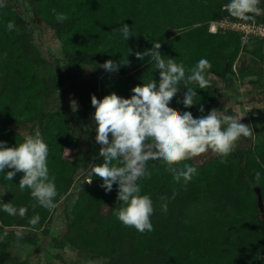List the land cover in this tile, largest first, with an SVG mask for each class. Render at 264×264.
I'll list each match as a JSON object with an SVG mask.
<instances>
[{
    "label": "trees",
    "instance_id": "obj_1",
    "mask_svg": "<svg viewBox=\"0 0 264 264\" xmlns=\"http://www.w3.org/2000/svg\"><path fill=\"white\" fill-rule=\"evenodd\" d=\"M227 3L229 0H204L202 4L196 0H34L30 12L50 29L63 58L59 74L42 77L37 66L46 60L33 30L16 7L7 3L0 8V141L14 147L27 136H42L49 148V176L55 177L58 207L75 180L85 174L81 179L87 182L90 165L103 163V158L95 130L86 129L82 135L77 123H68L67 113L56 102L72 96L85 115L95 110L92 95L98 100L112 93L130 98L135 86L152 79L158 83L159 71L154 70L150 57L141 61L128 56V49L142 53L154 42L161 43L162 56L183 63L187 70L200 59L211 63L206 72L209 86L190 85L197 93V104L185 109L178 102L186 91L181 87L170 107L198 117L202 105L207 114L216 109L222 90L230 88L225 87L228 80L231 84L244 78L251 79L252 100L262 101L264 106V39L242 41L236 32L209 31L212 21L238 20L228 13ZM52 9L65 14L67 20L58 22ZM10 21L19 32L8 30ZM247 22L264 24V14ZM123 24L133 34L127 41L118 31ZM121 58H128L131 64L117 73L99 67ZM255 136L252 145L236 148L226 164L211 151L186 161L198 173L187 185L174 181L163 162L150 160L146 167L151 177L137 181L141 195H149L154 207V230L143 234L125 227L114 215L120 207L117 185L106 193L103 181L93 176L92 183L77 192L63 232L52 240L53 247H69L85 257L103 259L104 264H264L262 114L256 119ZM7 171L0 173V204L12 203L28 211L24 217L9 216L0 207V264H24L8 248L35 244L29 233L47 236L57 207L51 212L39 206L33 209L30 190L19 188L23 173L7 181ZM255 187L261 194L262 211ZM164 203L167 212L162 210ZM37 213L41 219L33 228L29 220Z\"/></svg>",
    "mask_w": 264,
    "mask_h": 264
},
{
    "label": "clouds",
    "instance_id": "obj_2",
    "mask_svg": "<svg viewBox=\"0 0 264 264\" xmlns=\"http://www.w3.org/2000/svg\"><path fill=\"white\" fill-rule=\"evenodd\" d=\"M6 4L7 0H0V8ZM259 4L260 0H229L225 7L232 17L249 21L264 14ZM52 13L58 22L67 20L65 14L55 9H52ZM7 28L19 32L15 22L10 21ZM118 31L125 41L133 36L127 24H123ZM160 49L159 42H154L151 49L142 53L128 49V56L135 55L141 61L150 57L155 62L154 70L159 71L158 83L152 79L146 84L135 86L130 98L115 93L99 100L95 95L91 96V105L95 109L92 116L95 141L100 145L99 156L103 158V163L90 165L87 183H92L93 176L101 179V187L106 193L113 190L114 184L117 185L116 199L120 207L114 215L122 225L134 228L141 234L154 230L151 223L153 201L149 195H141L137 183L141 178L151 177L146 167L150 160L163 162L174 181L179 183L182 180L187 185L198 173L197 168L186 161L211 151L221 157L222 164H226L241 138L255 135L251 125L241 123L242 118L227 115L215 108L204 114L201 105V115L194 117L189 111L170 107L181 92V87L186 91L178 102L185 109L197 104V93L190 85H198L200 89L209 86L206 72L211 68V63L207 59H200L193 68L187 70L183 63L162 56ZM130 64L128 58H121L119 62L107 60L99 67L105 72L117 73L121 67H129ZM48 156V145L39 133L27 136L14 147L0 141V173L10 170L4 179L11 181L17 173H23L19 188L21 191L26 188L30 190L35 201L33 209L39 206L51 212L57 207L55 200L58 191L55 177L49 176ZM255 179L260 180L259 172H256ZM0 207L9 216L18 214L24 217L28 211L27 207L17 209L12 203H2ZM161 207L167 212V203ZM40 219L37 213L29 220V224L35 228Z\"/></svg>",
    "mask_w": 264,
    "mask_h": 264
},
{
    "label": "rangeland",
    "instance_id": "obj_3",
    "mask_svg": "<svg viewBox=\"0 0 264 264\" xmlns=\"http://www.w3.org/2000/svg\"><path fill=\"white\" fill-rule=\"evenodd\" d=\"M32 1L34 0H7V3L14 5L22 18L32 28L37 47L44 55L46 64L37 66L38 75L42 77L59 74L61 72L60 67L63 63V58L57 41L53 38L50 29L42 22H39L30 12L29 5ZM262 67L264 69V64ZM88 71L89 68L86 67V72ZM250 80V78H244L242 81H237L235 83L231 82V84L228 80L225 87L228 88L230 86V88L226 91L222 90L220 94L221 99L219 100L216 109L224 111L227 115L235 116L238 119L242 118L241 123L251 125L255 133L256 119L260 114L264 115V106L262 105V101L254 102L252 100L253 90ZM56 103L67 113L68 123L71 126L72 124L77 123L79 132L82 133V135L85 134L86 129L95 130V124L92 119L95 110H89L83 115L80 106L72 96L61 97ZM228 110L229 112H227ZM255 137V135L249 138L242 137L236 148L244 147L249 144L252 145ZM65 154L71 156V151H66ZM82 176L75 180L69 194L60 200L59 206L54 211L50 220V228L48 229L47 236H43L44 234L39 233L41 235V237H39L38 234L33 235V233H29V236L33 237L36 243H19L13 245L7 250L11 256L16 257L24 264L105 263V260L103 259H91L85 257L69 247L56 249L52 245L53 238L59 236L64 230L65 220L71 214V209L76 199L77 192L80 188L87 185V182H82ZM46 228H44V230Z\"/></svg>",
    "mask_w": 264,
    "mask_h": 264
},
{
    "label": "built area",
    "instance_id": "obj_4",
    "mask_svg": "<svg viewBox=\"0 0 264 264\" xmlns=\"http://www.w3.org/2000/svg\"><path fill=\"white\" fill-rule=\"evenodd\" d=\"M209 31L215 33L217 31H231L241 35L242 41H246L250 37L264 39V24L247 22V21H231L228 18H222L218 21L209 23Z\"/></svg>",
    "mask_w": 264,
    "mask_h": 264
},
{
    "label": "water",
    "instance_id": "obj_5",
    "mask_svg": "<svg viewBox=\"0 0 264 264\" xmlns=\"http://www.w3.org/2000/svg\"><path fill=\"white\" fill-rule=\"evenodd\" d=\"M254 191H255V194H256V197H257V205L260 208V210L262 211L263 208H262V198H261L260 191H259V189L257 187L254 188Z\"/></svg>",
    "mask_w": 264,
    "mask_h": 264
},
{
    "label": "crops",
    "instance_id": "obj_6",
    "mask_svg": "<svg viewBox=\"0 0 264 264\" xmlns=\"http://www.w3.org/2000/svg\"><path fill=\"white\" fill-rule=\"evenodd\" d=\"M196 3H198V4H202V3H204V0H196ZM259 5H261V6L264 7V2H263V0L260 1V4H259Z\"/></svg>",
    "mask_w": 264,
    "mask_h": 264
}]
</instances>
